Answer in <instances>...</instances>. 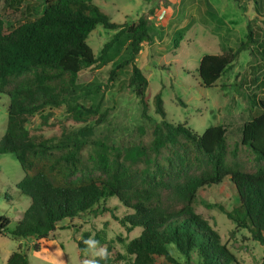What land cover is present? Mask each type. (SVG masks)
<instances>
[{
    "label": "trees",
    "instance_id": "obj_1",
    "mask_svg": "<svg viewBox=\"0 0 264 264\" xmlns=\"http://www.w3.org/2000/svg\"><path fill=\"white\" fill-rule=\"evenodd\" d=\"M253 1L256 14L248 20L246 39L237 49L201 56L197 70L202 85L213 86L239 54L248 50L250 83L264 94V75H258L264 67V30L260 34L252 26L258 20L264 25V2ZM25 11L24 20L13 28L0 15V94L8 99L0 153L15 155L24 172L16 187L30 203L13 229L8 228V218L0 216V234L34 239L38 249L60 222L85 213L113 211L101 205L115 196L127 210L121 221L142 229L126 245V252L133 255L129 264H240L191 205L197 190L228 178L236 203L231 209L219 207L259 243L263 250L260 264H264V95L251 98L255 112L241 125L239 142L257 161L253 171H245L227 162V126H210L199 135L186 123L169 122L160 93L155 94L153 104L163 119L156 121L148 114L144 97L148 80L135 62L142 44L150 40L145 17L132 24L112 22L91 0H42L26 5ZM98 24L117 32L96 57L87 38ZM124 34L130 39L129 58L112 68L110 75L131 64L128 85L142 106L140 135L149 131L150 142L122 144V148L102 137L91 152L87 150L91 127L63 133L58 141L32 134L27 123L34 116L46 123L51 108L64 107L77 122L98 115L97 105L79 101V74L104 61ZM175 202H181L180 208H169ZM77 247L82 254L84 241H77ZM104 253L94 264H117L121 258L116 252ZM5 264L31 263L28 254L18 249Z\"/></svg>",
    "mask_w": 264,
    "mask_h": 264
},
{
    "label": "rangeland",
    "instance_id": "obj_2",
    "mask_svg": "<svg viewBox=\"0 0 264 264\" xmlns=\"http://www.w3.org/2000/svg\"><path fill=\"white\" fill-rule=\"evenodd\" d=\"M42 0H21L10 4L0 0V15L9 28L24 20L26 5H37ZM112 22L132 24L143 16L149 22L150 40L143 43L135 62L148 80L144 97L149 104L148 114L156 121L162 116L154 111L153 98L160 93L165 118L172 123H186L195 133L215 125L227 126V162L236 163L245 171H253L257 163L253 152L240 144L242 123L255 112L251 98L264 94L259 86L250 83L253 77L248 50H244L213 86L202 85L198 65L202 55L234 51L246 39L248 20L256 14L253 0H91ZM264 2V0H263ZM18 4H20L18 6ZM243 6V7H242ZM253 30H264L261 21H253ZM261 26V28H260ZM117 30L104 29L98 24L88 35L87 42L96 57ZM264 36V35H263ZM130 39L124 34L116 40L104 61L80 72V98L85 104L98 106V115L87 122H77L64 107L51 108L47 122L34 116L27 126L32 134L58 141L63 133L91 127L87 136L91 144L88 151L108 138L117 146L133 145L140 141L146 145L151 134L140 135L143 123L142 106L128 85L131 64L110 70L129 58ZM256 63L253 62V65ZM264 75V67L258 71ZM240 83L237 90L236 84ZM87 86V87H86ZM8 99L0 94V140L7 124ZM86 150V152H87ZM235 154V156H232ZM139 165L143 166L144 163ZM264 166V161L261 162ZM24 172L13 153H0V216L8 218V228L13 229L30 203V198L16 187ZM236 203L229 179L207 185L197 190L192 208L220 235L240 264H260L263 250L253 241L247 230L237 228L219 206L231 209ZM113 211L85 213L58 224L47 241H41L38 249L35 240L11 239L0 234V264L20 249L28 254L31 264H94L100 252H116L121 255L117 264H129L133 255L126 252V245L141 233L140 227H130L121 221L125 207L115 196L107 197L101 206ZM181 202L169 208H180ZM94 239L97 244H85L79 254L77 241ZM183 261L182 258H178Z\"/></svg>",
    "mask_w": 264,
    "mask_h": 264
},
{
    "label": "clouds",
    "instance_id": "obj_3",
    "mask_svg": "<svg viewBox=\"0 0 264 264\" xmlns=\"http://www.w3.org/2000/svg\"><path fill=\"white\" fill-rule=\"evenodd\" d=\"M84 243L86 244V245H88L90 248L91 247H94L96 244H97V241H95L94 239H87V240H85L84 241ZM104 251L102 250L101 252H100V255L103 257L104 256Z\"/></svg>",
    "mask_w": 264,
    "mask_h": 264
}]
</instances>
